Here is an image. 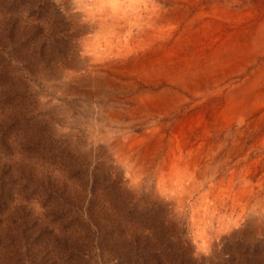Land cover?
<instances>
[{"label": "rangeland", "instance_id": "obj_1", "mask_svg": "<svg viewBox=\"0 0 264 264\" xmlns=\"http://www.w3.org/2000/svg\"><path fill=\"white\" fill-rule=\"evenodd\" d=\"M262 47L264 0H0V264H264Z\"/></svg>", "mask_w": 264, "mask_h": 264}, {"label": "bare ground", "instance_id": "obj_2", "mask_svg": "<svg viewBox=\"0 0 264 264\" xmlns=\"http://www.w3.org/2000/svg\"><path fill=\"white\" fill-rule=\"evenodd\" d=\"M116 11V10H115ZM123 11V10H122ZM153 11V10H152ZM151 11V12H152ZM121 12V11H120ZM129 12V11H128ZM138 12V11H137ZM141 12V11H140ZM166 13V12H165ZM149 15V14H148ZM158 16V15H157ZM128 17V16H127ZM167 17V16H166ZM129 19V18H128ZM159 19V18H158ZM179 19V18H178ZM155 20V19H154ZM158 21V20H157ZM147 22V21H146ZM161 22H163L161 20ZM150 23V22H149ZM135 26V25H134ZM146 29V28H145ZM150 29V28H148ZM152 29V28H151ZM148 31V30H147ZM150 31V30H149ZM163 32V31H162ZM157 34V33H156ZM152 35V34H151ZM144 36V35H143ZM160 36V35H159ZM151 37V36H150ZM154 37V36H153ZM158 38V37H157ZM161 38V37H160ZM148 39V38H146ZM158 41V40H157ZM219 43V42H218ZM217 43V44H218ZM119 44V43H117ZM130 44V43H129ZM146 44V43H145ZM150 44V43H149ZM148 44V45H149ZM127 47V46H125ZM99 48V47H98ZM130 48V47H129ZM128 49V48H127ZM135 49V48H134ZM143 49V48H142ZM125 50V49H123ZM160 50V49H159ZM167 51V50H166ZM170 51V50H169ZM104 52V51H103ZM161 52V51H160ZM261 53L264 54V47H262L261 49ZM156 54V53H155ZM162 54V53H161ZM167 54V53H166ZM130 55V54H129ZM163 55V54H162ZM127 56V55H126ZM92 57V56H91ZM120 57V56H119ZM123 57V56H122ZM176 57V56H175ZM144 58V56H143ZM158 58V57H157ZM171 58V57H170ZM120 59V58H119ZM179 59V58H178ZM138 61V60H137ZM174 61V60H173ZM176 61V60H175ZM256 61V60H255ZM86 62V61H85ZM180 62V61H179ZM178 64V63H177ZM171 65V64H169ZM200 65V64H199ZM116 67V66H115ZM137 66L136 65H132V68H136ZM248 67V66H247ZM121 68V67H120ZM95 69V68H94ZM108 70V69H107ZM199 70V69H198ZM197 70V71H198ZM258 70V69H257ZM261 68H259L258 71H260ZM116 71V70H115ZM119 71V69H118ZM122 71V70H121ZM128 71V70H127ZM190 71V70H189ZM262 72V71H261ZM188 73V72H187ZM84 75V74H83ZM233 75V74H232ZM235 75V74H234ZM113 76V75H112ZM233 77V76H232ZM96 78V77H95ZM102 79V78H101ZM135 79V78H133ZM166 79L167 82H170V84H172L173 86H176V87H179V88H183V89H188L192 91V88L195 89V85H198V84H202L203 82L204 83H210V86L212 87H217V98L215 100L216 103H219V102H222L224 99L225 100H228L232 95H235L237 93H240L242 92L243 90H245V88H247L248 86H250V84L252 83V80L251 78L249 79H246L245 81L243 82H240V83H231L229 85V87L227 88L228 90H225L224 88L222 87H219V83L220 82L219 80H216L214 79V77L212 76H208L207 74H202V75H193V76H184V77H176V78H173V79ZM154 82L153 85H156V81L153 80ZM221 81H224V80H221ZM143 83V82H142ZM114 84V83H113ZM140 84V82H139ZM169 84V85H170ZM149 85V84H148ZM164 85V84H163ZM122 87V86H120ZM219 87V88H218ZM255 87V86H254ZM209 88V87H208ZM253 88V87H252ZM133 89V88H132ZM157 89V88H156ZM197 91V90H196ZM135 92V91H134ZM186 92V91H185ZM207 92V91H206ZM169 94H170V100H172L173 102L171 103H175V102H180L181 100V96L175 93H172L171 91H165L164 95H166L168 98L169 97ZM213 94V93H212ZM211 94V95H212ZM204 96V95H203ZM197 99V98H196ZM169 101V100H168ZM166 102V101H165ZM168 103V102H167ZM187 103V102H186ZM189 103V102H188ZM198 103V102H197ZM182 104V103H181ZM255 104V103H254ZM139 105V103H138ZM161 105V104H160ZM184 106V105H182ZM252 108V107H251ZM185 109V108H184ZM170 110V109H169ZM177 110V109H176ZM179 110V109H178ZM151 111V110H150ZM153 111V110H152ZM179 112V111H178ZM252 113V112H251ZM254 113V112H253ZM172 116V115H171ZM158 118V117H157ZM160 119V118H159ZM145 120V119H144ZM238 120V119H237ZM157 122V121H155ZM154 122V123H155ZM245 123V122H244ZM243 125V124H242ZM251 125V124H250ZM225 128V127H224ZM227 128V127H226ZM246 128V127H245ZM156 129V128H155ZM153 130V129H152ZM157 130V129H156ZM223 131V130H222ZM242 131V130H241ZM218 132V131H217ZM221 135V134H220ZM158 138V137H157ZM245 138V137H244ZM240 139V138H239ZM172 143V142H171ZM222 144V143H221ZM257 145V144H256ZM155 146V145H154ZM161 146V145H160ZM130 150V149H129ZM150 152V151H149ZM190 152V151H189ZM249 152V151H248ZM152 153V152H151ZM150 154V153H149ZM249 154V153H248ZM166 155V154H165ZM173 156V155H172ZM168 157V156H167ZM170 157V156H169ZM168 157V158H169ZM200 157V156H199ZM209 157V156H208ZM232 158V157H231ZM235 158V157H234ZM245 158V157H244ZM196 159V158H195ZM200 160V159H199ZM236 160V159H235ZM244 160V159H243ZM231 161V160H230ZM209 163V162H208ZM221 163V162H220ZM200 164V163H199ZM213 164V163H212ZM218 164V163H217ZM231 163H229L230 165ZM234 164V163H233ZM166 165V164H165ZM184 165V164H183ZM197 166V165H196ZM209 166V165H208ZM219 166V165H218ZM222 166V165H221ZM232 166V165H231ZM169 168V166H167ZM206 167V166H205ZM226 167V166H225ZM228 167V166H227ZM218 169V168H217ZM190 177V176H189ZM263 178V177H262ZM193 179V178H192ZM221 184V183H220ZM188 189V188H187ZM211 190V189H210ZM183 192V191H182ZM222 203V202H221ZM252 206V205H251ZM249 208V207H248Z\"/></svg>", "mask_w": 264, "mask_h": 264}]
</instances>
